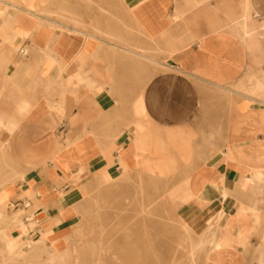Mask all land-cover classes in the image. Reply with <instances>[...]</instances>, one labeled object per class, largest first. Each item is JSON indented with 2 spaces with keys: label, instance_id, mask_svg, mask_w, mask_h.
<instances>
[{
  "label": "crops",
  "instance_id": "0c3cea01",
  "mask_svg": "<svg viewBox=\"0 0 264 264\" xmlns=\"http://www.w3.org/2000/svg\"><path fill=\"white\" fill-rule=\"evenodd\" d=\"M147 131L189 151L196 264H264V0H0L2 239L65 241Z\"/></svg>",
  "mask_w": 264,
  "mask_h": 264
},
{
  "label": "rangeland",
  "instance_id": "374dc122",
  "mask_svg": "<svg viewBox=\"0 0 264 264\" xmlns=\"http://www.w3.org/2000/svg\"><path fill=\"white\" fill-rule=\"evenodd\" d=\"M150 72L147 70L148 76ZM134 89V93H138L142 87ZM137 109L142 113L140 103ZM146 133L148 144L143 141L139 152L140 164L134 168L140 171L124 176L123 173L115 175L117 177L112 178V181L99 183L100 173L94 188L89 187L84 192L80 222L70 237L53 246L39 247L35 252L33 245H23L20 256L14 255L10 260L7 259L9 256L0 236V264H196L194 259L201 254V250L187 244L189 235L175 214L176 204L184 200L177 194L179 186L183 184L179 180L192 168V165L187 164L189 151L181 146L176 147L175 142H171V135L160 143L155 142L154 134ZM214 138L212 135V142ZM161 147L169 153L166 155L167 160H160L163 153ZM147 154L148 157L144 158ZM149 162H156L160 169H164L163 173L156 172L160 182H156L144 168L145 163ZM138 219L140 222L136 223ZM134 237H139L143 242L140 247L144 253L139 259L133 257L136 259L126 260L120 252L129 245L120 241L132 240ZM131 247L137 248V245ZM108 248H111V252Z\"/></svg>",
  "mask_w": 264,
  "mask_h": 264
},
{
  "label": "bare ground",
  "instance_id": "6f19581e",
  "mask_svg": "<svg viewBox=\"0 0 264 264\" xmlns=\"http://www.w3.org/2000/svg\"><path fill=\"white\" fill-rule=\"evenodd\" d=\"M239 25V24H238ZM93 41V40H92ZM86 42V41H85ZM116 48V47H115ZM108 50L109 51H111L109 48H108ZM122 51V50H121ZM112 53V52H111ZM118 53H120V52H118ZM124 55V54H123ZM109 56H111V55H109ZM107 59H109V58H107ZM109 61H111V60H109ZM140 63H142V62H140ZM139 63V64H140ZM122 64V63H121ZM140 66H141V64H140ZM166 68H168V67H166ZM135 130V129H134ZM137 130V129H136ZM108 132V131H107ZM119 135V134H118ZM122 135V134H121ZM133 136L135 137L134 138V140H136V150H137V157L138 158H140V155H139V152H140V150H141V146H142V144H143V140H141V137L139 136V134H133ZM145 138V137H144ZM112 141V140H111ZM116 141V140H115ZM99 142V141H98ZM97 142V143H98ZM135 143V142H134ZM161 150H162V147H161ZM163 151H164V149H163ZM102 152V151H101ZM137 161V160H136ZM162 164H164V163H162ZM162 164H160L161 166H162ZM148 172H150V174H151V176H153V178H154V180H155V177L157 176V173L156 172H161V173H163L164 172V169H160L159 168V166L157 165V163L156 162H149V163H145V167H144ZM145 170V171H146ZM144 177V176H143ZM152 178V177H151ZM153 180V181H154ZM102 181H112V180H108L105 176H103V175H101L100 176V178H99V180H98V182L100 183V182H102ZM151 183H152V181H151ZM110 186V185H109ZM147 186V185H146ZM113 188V187H112ZM113 195V194H112ZM112 195H110V196H112ZM21 214V213H20ZM24 214V213H23ZM13 215H16V213L15 214H13ZM15 217H18V215H16V216H14V218ZM19 218V217H18ZM15 221H16V218H15ZM137 222L136 223H139L140 222V220L138 219V220H136ZM1 223V222H0ZM3 237V239L2 240H4V242L6 243V245H5V251H6V253H7V255L9 256V257H7V259H12L13 257H14V255H19L20 256V252H21V248H22V246L23 245H26L27 247H29V245L31 244V246L33 245L34 246V249H33V251L35 252L36 250H39V247H42V246H39L42 242L41 241H39V242H32V243H30V242H28L27 240H25L24 239V241L22 242L21 240H19L18 239V241H17V244H15V247H12V241H9L8 239L7 240H5L6 239V237L3 235L2 236ZM120 242H122L123 244H126V245H129V247L128 248H126L124 251H122V252H120L121 253V255L122 256H124V258L126 259V260H132V259H136V258H133V257H137V259H139V256L142 254V253H144V251H143V249L141 250V245L143 244V242L141 241V239L139 238V237H134V238H132V240L131 239H129L128 241H120ZM90 243V242H89ZM91 244V243H90ZM92 244H94V243H92ZM100 244V243H99ZM99 244H98V246H99ZM199 244V243H198ZM45 245V244H44ZM115 245H116V243H115ZM130 245H137V248H130ZM197 245V244H196ZM47 246V244L45 245V247ZM86 246V245H85ZM94 246H95V244H94ZM200 246V245H199ZM140 247V248H139ZM99 248V247H98ZM97 249V248H96ZM95 249V250H96ZM109 249V248H108ZM111 249V248H110ZM110 249H109V251H110ZM53 250V249H52ZM100 250V249H99ZM98 250V251H99ZM17 251V252H16ZM108 251V253H110ZM40 252V251H39ZM93 252V251H92ZM104 252V251H103ZM24 253V252H23ZM96 253V252H95ZM99 253H100V251H99ZM107 253V252H106ZM111 254V253H110ZM98 255V254H97ZM104 255V254H103ZM112 255V254H111ZM13 256V257H12ZM91 256V255H90ZM109 256V255H108ZM105 257H107V256H105ZM132 258V259H131ZM6 259V260H7ZM20 259H21V257H20ZM92 259V258H91ZM98 259H99V257H98ZM112 259V258H111ZM96 260V259H95ZM78 261V260H77ZM89 261H91L92 262V260H89ZM103 261V260H102ZM84 263V262H83ZM103 263V262H102ZM105 263V262H104ZM35 264H37V263H35ZM85 264V263H84ZM87 264H89V263H87ZM91 264V263H90ZM93 264V263H92ZM95 264V263H94Z\"/></svg>",
  "mask_w": 264,
  "mask_h": 264
},
{
  "label": "built area",
  "instance_id": "2783aa9c",
  "mask_svg": "<svg viewBox=\"0 0 264 264\" xmlns=\"http://www.w3.org/2000/svg\"><path fill=\"white\" fill-rule=\"evenodd\" d=\"M19 54H20L21 56H25V52H24V50L21 49V50L19 51Z\"/></svg>",
  "mask_w": 264,
  "mask_h": 264
}]
</instances>
